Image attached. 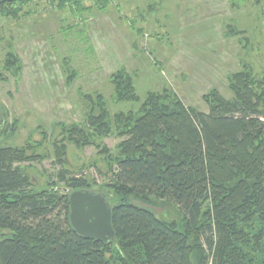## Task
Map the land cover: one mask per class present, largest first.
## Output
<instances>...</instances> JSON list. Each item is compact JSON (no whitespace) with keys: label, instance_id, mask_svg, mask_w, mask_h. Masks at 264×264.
<instances>
[{"label":"trees","instance_id":"16d2710c","mask_svg":"<svg viewBox=\"0 0 264 264\" xmlns=\"http://www.w3.org/2000/svg\"><path fill=\"white\" fill-rule=\"evenodd\" d=\"M33 2L0 0V13L18 17ZM48 2L74 14L86 10L83 0ZM96 2L102 10L110 0ZM3 61V72L22 71L12 50ZM126 76L113 74L120 100L134 99ZM230 89L233 100L216 92L206 97L210 114L168 93L149 94L136 113L112 121L102 103H93L86 128L63 130L81 145L91 144L89 130L98 137L113 126L125 130L104 193L68 178L64 167L58 174L64 187L34 190L15 165L29 158L0 140V231L10 232L0 241V264H207L210 258L212 264H264V77L244 68L231 76ZM63 149L56 145L64 156ZM83 190L111 206L114 239L85 238L73 229L70 194ZM149 199L174 204L182 220L166 222L132 201Z\"/></svg>","mask_w":264,"mask_h":264},{"label":"rangeland","instance_id":"374dc122","mask_svg":"<svg viewBox=\"0 0 264 264\" xmlns=\"http://www.w3.org/2000/svg\"><path fill=\"white\" fill-rule=\"evenodd\" d=\"M56 5L34 0L18 17L0 13V68L8 50L23 65L17 76L0 70V140L29 158L15 165L36 191L64 187L63 167L92 191L112 185L125 130L113 126L103 137L89 130L84 145L63 130L86 128L95 102L111 121L136 113L152 93L210 114L211 92L235 98L233 74L248 67L264 77V0H110L102 10L83 0L86 10L76 15ZM120 70L133 82L134 99H119L113 74ZM56 145L65 146L64 156ZM132 201L166 222L183 218L174 204ZM7 236L0 231V241Z\"/></svg>","mask_w":264,"mask_h":264},{"label":"water","instance_id":"95a60500","mask_svg":"<svg viewBox=\"0 0 264 264\" xmlns=\"http://www.w3.org/2000/svg\"><path fill=\"white\" fill-rule=\"evenodd\" d=\"M70 222L82 237L105 242L115 237L112 208L100 194L87 190L71 193Z\"/></svg>","mask_w":264,"mask_h":264},{"label":"bare ground","instance_id":"6f19581e","mask_svg":"<svg viewBox=\"0 0 264 264\" xmlns=\"http://www.w3.org/2000/svg\"><path fill=\"white\" fill-rule=\"evenodd\" d=\"M99 1V0H98Z\"/></svg>","mask_w":264,"mask_h":264},{"label":"flooded vegetation","instance_id":"af4514ba","mask_svg":"<svg viewBox=\"0 0 264 264\" xmlns=\"http://www.w3.org/2000/svg\"><path fill=\"white\" fill-rule=\"evenodd\" d=\"M8 1V0H7Z\"/></svg>","mask_w":264,"mask_h":264}]
</instances>
